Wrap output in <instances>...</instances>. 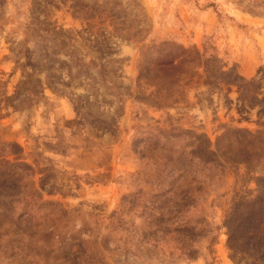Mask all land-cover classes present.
<instances>
[{
    "label": "rangeland",
    "instance_id": "obj_1",
    "mask_svg": "<svg viewBox=\"0 0 264 264\" xmlns=\"http://www.w3.org/2000/svg\"><path fill=\"white\" fill-rule=\"evenodd\" d=\"M0 264H264V0H0Z\"/></svg>",
    "mask_w": 264,
    "mask_h": 264
}]
</instances>
